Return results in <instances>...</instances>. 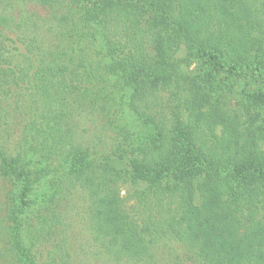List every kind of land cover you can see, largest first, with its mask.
Listing matches in <instances>:
<instances>
[{"label": "trees", "instance_id": "trees-1", "mask_svg": "<svg viewBox=\"0 0 264 264\" xmlns=\"http://www.w3.org/2000/svg\"><path fill=\"white\" fill-rule=\"evenodd\" d=\"M22 1L0 0V5L14 10ZM64 2L37 1L43 9L59 13ZM258 11L253 0H98L85 8L81 19L103 27L108 55L118 73L113 86L133 90V109L152 122L158 136L157 143L140 145L125 128H116L119 142L109 152L85 153L97 164L83 159L81 168L68 174V187L85 195L92 241L101 254L118 261L127 257L128 264H159L156 248L169 236L185 251L181 264H264V223L245 217L255 216L262 195L264 118L251 113L243 127L210 102L200 83L180 84L187 83L181 66L191 57L228 65L231 73H263V18ZM69 34L66 40L71 43ZM183 43L187 59L177 57ZM26 49L28 66L14 68L9 74L25 96L34 99L36 93L39 100L54 106L73 91L84 93L89 95L90 106L100 107L106 117V108L98 102L106 83L99 65L94 69L73 64L79 71L69 72L74 83L65 88L56 83L60 70L54 62L61 58L48 56L35 41ZM61 52L67 59L68 54ZM166 95L177 101L174 107L171 104L170 118L154 110L164 104ZM24 97L19 99L23 111L27 105ZM258 97L254 102L260 107L264 96ZM23 115L22 131H32L29 127L34 121ZM111 159H131L130 169H117ZM23 161L21 156L11 159L0 145V185L8 228L5 253L9 264H42L44 250L57 241L61 218L56 209L43 210L40 215L49 225L48 231L35 234L30 245L24 246L21 216L29 206L34 182ZM14 176L24 183L19 202L12 187ZM126 179L145 182L146 188L136 192V210L148 222L161 216L167 196L176 199L178 216L171 219L172 224L144 227L138 222L139 215L131 218L118 190ZM150 206L153 208L146 214Z\"/></svg>", "mask_w": 264, "mask_h": 264}, {"label": "rangeland", "instance_id": "rangeland-1", "mask_svg": "<svg viewBox=\"0 0 264 264\" xmlns=\"http://www.w3.org/2000/svg\"><path fill=\"white\" fill-rule=\"evenodd\" d=\"M37 1L23 0L13 7L14 10L0 5V145L11 159L22 157L34 182L29 191V206L21 216L22 242L24 246H29L35 234H45L49 225L45 224L40 214L47 208L56 209L54 212L61 218L58 231L60 233L55 245L44 250L42 264H128L127 257L118 261L107 254H101L95 246L85 195L68 187V174L81 168L82 160L88 158L87 152H109L119 142L115 139L118 131L116 128H125L140 145L157 143L156 129L151 121L140 117L133 109V90L113 86L118 73L115 72L108 55L102 25L81 19L85 8L98 0H64L63 11L60 13L43 9ZM253 1L255 8L259 10L257 14L263 18L260 21L264 31V0ZM63 16L64 20L61 21ZM69 32L73 36L69 39L71 43L66 40ZM34 41L48 56L61 58L54 62V66L60 70L56 83L60 82L62 87L68 88L74 83L69 72L79 69L73 64L84 63L94 69L99 68L97 65L101 67L99 73L106 83L101 97L96 99L99 98V104L106 108V117L103 118L100 107L93 109L90 106L89 95L84 93L73 91L68 98L54 106L39 100L36 93L34 99L25 96L24 91L9 78V74L14 68L17 71V68L28 66L30 62L27 61L29 53L26 46L34 44ZM62 50L68 54L67 59L62 58ZM188 56V50L183 43L177 57L187 59ZM181 72L187 81L186 84L181 82V86L200 83L210 102L218 105L241 126L248 124L251 113L256 116L259 113L261 120L264 118V105L258 107L254 102L258 96H264V71L231 73L228 65L219 66L208 59L191 57L189 63L182 64ZM5 78L9 79L8 83L3 81ZM21 95L25 96V111L22 109ZM163 103L154 110L170 118L171 104L174 107L177 101L170 100L166 95ZM23 114L28 115V120L34 121L29 127L32 131H22L25 127L20 121L26 119ZM21 140L23 143L20 145ZM89 158L97 164L92 156ZM130 162L131 159H111L117 169L123 170L130 169ZM12 187L15 200L19 202L24 183L14 176ZM145 188V182H134L130 179L118 184L120 196L124 199V210L131 218L140 214L136 210L139 205L136 192ZM260 189L262 195L258 209L254 212L255 216L245 214V217L249 216V220L264 223V184ZM55 202H59L60 207L57 208ZM151 208L153 207L150 206L146 214L150 213ZM176 209V199L172 200L167 196L158 219L148 222L146 215L141 213L138 222L144 227L149 224L167 227V224H172L171 219L178 216ZM5 210V195L0 185V264L10 263L5 253L8 242ZM156 253L159 264H181L185 251L168 236L162 239Z\"/></svg>", "mask_w": 264, "mask_h": 264}]
</instances>
